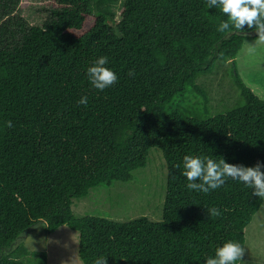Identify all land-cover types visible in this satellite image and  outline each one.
Segmentation results:
<instances>
[{"label":"trees","instance_id":"1","mask_svg":"<svg viewBox=\"0 0 264 264\" xmlns=\"http://www.w3.org/2000/svg\"><path fill=\"white\" fill-rule=\"evenodd\" d=\"M18 1L0 0V264H49L23 238L37 223L77 230L85 264H206L228 240L244 247L264 200L232 179L188 190L182 172L185 155L264 162V98L235 59L254 29L217 31L228 18L207 0H123L118 18L114 0H53L44 19L13 14ZM101 56L118 76L103 91L87 76ZM212 77L237 94L222 108ZM152 146L168 165L162 221L76 214L74 198L131 180Z\"/></svg>","mask_w":264,"mask_h":264},{"label":"rangeland","instance_id":"2","mask_svg":"<svg viewBox=\"0 0 264 264\" xmlns=\"http://www.w3.org/2000/svg\"><path fill=\"white\" fill-rule=\"evenodd\" d=\"M53 0H19L13 6V14H23L27 19H44L47 6ZM123 0H114L111 9L120 16ZM8 15L0 2V22ZM258 38H247L236 56V62L245 82L264 98V44ZM211 87L212 103L219 107L234 101L237 94L229 81L219 84L218 78H207ZM168 165L161 148L149 149L145 166L134 170L128 181L112 185H98L84 197L74 198L73 209L78 215H98L117 220H130L147 216L162 221L167 195ZM29 234V233H28ZM244 255L239 264H264V202L245 228ZM31 250H46L49 264H85L79 254L80 234L64 224L52 233L45 232L41 223L32 227L29 236L23 237Z\"/></svg>","mask_w":264,"mask_h":264},{"label":"clouds","instance_id":"3","mask_svg":"<svg viewBox=\"0 0 264 264\" xmlns=\"http://www.w3.org/2000/svg\"><path fill=\"white\" fill-rule=\"evenodd\" d=\"M209 8H220L228 18L219 24L217 31L229 32L231 28L243 31L245 27L254 29L258 33L257 43L264 44V0H207ZM109 58L101 56L87 69V76L92 86L100 91L114 85L118 76L108 67ZM129 76H134V70L129 71ZM80 105H87L88 97L82 96L78 101ZM7 127H13L11 120ZM175 167L179 168L180 165ZM182 175L187 178V189L210 193L221 188L227 179L239 181L252 189V195L264 200V162L257 161L254 166L234 164L203 155H185L183 157ZM209 216L215 218L222 215L217 207L207 209ZM244 247L232 240L226 241L218 247L214 256L206 258V264H236L242 261ZM94 264H108L107 256L101 255Z\"/></svg>","mask_w":264,"mask_h":264},{"label":"water","instance_id":"4","mask_svg":"<svg viewBox=\"0 0 264 264\" xmlns=\"http://www.w3.org/2000/svg\"><path fill=\"white\" fill-rule=\"evenodd\" d=\"M251 34H258L255 30L254 31H250Z\"/></svg>","mask_w":264,"mask_h":264}]
</instances>
